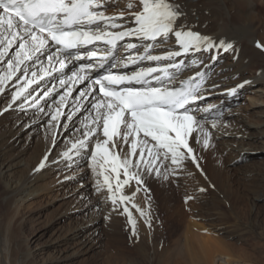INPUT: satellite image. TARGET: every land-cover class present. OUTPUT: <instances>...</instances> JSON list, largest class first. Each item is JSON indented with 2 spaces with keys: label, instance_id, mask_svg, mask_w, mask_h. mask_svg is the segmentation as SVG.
Wrapping results in <instances>:
<instances>
[{
  "label": "bare ground",
  "instance_id": "bare-ground-1",
  "mask_svg": "<svg viewBox=\"0 0 264 264\" xmlns=\"http://www.w3.org/2000/svg\"><path fill=\"white\" fill-rule=\"evenodd\" d=\"M173 2L180 3L185 13L177 21V27L185 24L191 30L210 37L216 43L224 40L233 45L228 51H220L215 60L202 51L193 54V60L198 61L199 66L186 69L184 75L195 73L205 65L214 66L213 72L207 73L205 95L231 90L236 87V84L248 80L254 79L264 83V54L255 47L256 42L264 44L262 36L264 35V20L261 21L260 18V10L264 9V0H173ZM113 3L116 6L107 9L109 15L118 13L121 8L125 7V0H113ZM139 9L138 3H134L132 11ZM259 24L262 25L259 26ZM145 43L140 45V52L143 51ZM169 46L174 47L173 40H170L169 45L158 46L151 54H162ZM14 50L15 48L10 50V56ZM121 52L125 53L123 47ZM133 53L135 54V51ZM41 59L44 64H47L44 56ZM152 62L142 61L131 65V70L145 68ZM28 63L31 69L33 62ZM35 70L40 75L39 66ZM210 70L211 67L208 72ZM68 75L54 72L51 76L54 79L53 82L42 80L31 86V89H35L33 95L37 93L43 95L45 87L50 89L55 86L56 91L45 101H41L45 113H40L38 109L27 106H25L26 111L20 110L18 105L21 101H17L9 110L3 111L11 102L15 88L8 87L5 92L0 93V228H4V231L0 229V241L3 243L5 239L14 237L18 241L16 248L21 254V259L17 258V254L16 261H13L10 254L8 257H3L1 252L0 262L4 264H9V262L14 264H72L71 257L77 252L87 253L102 237V230L99 228L103 222L102 217L91 214L85 220H76L71 225L68 223L65 230L57 233L50 245L45 247L46 244H43L41 239L49 228L55 227L52 225L57 221L53 223L52 221L56 214L46 219L44 224L42 222L40 224L37 213L25 210V207H28L25 205L26 201L49 187L54 177L64 171L61 169L65 165L72 164V161L62 159L60 156L66 147H70L67 142L71 139L64 137V131L74 125L75 138L78 135L76 129L79 128L82 134L81 121L91 109V104L86 101L81 111L77 112L71 120L66 118L67 114L74 110L76 97L79 96L80 91L87 87L86 81L74 85L64 110L65 117L61 118V126L56 129L57 135L53 142L52 133L48 129L50 115L46 113L54 100L64 93L67 85L61 88L59 80ZM14 82L15 80L10 84ZM253 114L255 118H258L259 114L263 115V119L251 121L249 117L252 115L244 114L240 118L233 119L234 122L229 125L234 129L227 126L228 118L218 117L216 127L227 126L229 129H225L226 133L220 134L217 131L212 133L211 128L205 126L211 133L210 147L207 150L203 149L201 144L196 143L195 134L190 140L191 146L199 153L198 155L206 158L204 168L211 176V181H217L218 185L215 186L219 187H217L219 194L213 193L212 199H205L207 195H205V190L199 191L197 195L189 192L191 191L189 186L192 185L194 189L195 184L199 183V187L202 184V179L197 175L195 167L188 165L189 161H186V164L189 170L193 171L192 174H188V169H183L177 170L176 175L170 174L167 180L163 177L157 179L155 176L151 178L145 176V184L149 189L147 196L141 191L136 194L134 202L145 209L148 215L141 217L129 204L136 222V235L134 236L132 226L128 224L127 215L121 214L123 207L117 211L114 217V231L111 236L109 235L111 239L109 245L112 247L113 254L111 252V259L107 258V264H264V207H259V202L264 201V165L243 174L247 175V179L251 178L254 181L248 186L247 197L244 196L245 193L242 194L238 190L239 188H233L234 185L231 187L232 184H230L234 182V180L230 182L232 179L230 166L251 158L248 154L240 153V148L252 144L250 140L252 135L264 136V124L262 127L258 126L259 128L255 126L264 123V107L256 109ZM229 130L231 133L228 132ZM227 133H229V138L225 137ZM97 138L102 139L103 137L101 135ZM97 138H93L92 144ZM260 142L264 145V137ZM62 147L65 149H61ZM222 154L229 155L223 157ZM45 155L48 157L45 166L36 171ZM228 159L231 160V164H227ZM135 187V183L132 182L131 186L124 189L125 194L130 195L135 191ZM202 188L209 189L206 184ZM85 193L78 194L77 203L82 208L88 209L93 207V204L96 205L97 201L86 197ZM188 196L192 199L186 201ZM195 196L197 197L194 200ZM228 198H231L230 204ZM221 202L228 204L226 210L219 205ZM99 203L101 200H98ZM149 203L150 209L148 208ZM190 217L205 220L207 228L204 224L199 226L194 223V220H189ZM146 220L150 221L151 226L145 222ZM214 222L218 223V227L213 225ZM48 224L49 227H46ZM125 227L128 228L130 237L128 238L132 240L131 246L127 244ZM210 228L216 231L215 235H211L209 230L207 232ZM48 238L51 239V237ZM58 242L64 245L63 248H57L56 243ZM238 243H242V246H238Z\"/></svg>",
  "mask_w": 264,
  "mask_h": 264
},
{
  "label": "snow or ice",
  "instance_id": "snow-or-ice-1",
  "mask_svg": "<svg viewBox=\"0 0 264 264\" xmlns=\"http://www.w3.org/2000/svg\"><path fill=\"white\" fill-rule=\"evenodd\" d=\"M134 3H138L139 11H132ZM115 6L113 0H0V93L8 87L15 88L3 111L21 101L20 110L26 111L27 106L45 113L41 101L56 91L55 86L43 95H33L35 89L31 86L54 72L63 74L69 65L81 62L71 75L59 80L61 88L67 87L46 113L50 115L48 129L55 142L56 129L65 117L64 108L73 86L87 81V87L76 97L74 110L66 117L71 120L84 102H89V114L81 121L83 132L76 129L78 135L67 142L70 147L60 156L74 164L77 158L87 156L88 166L96 177V192L107 190L106 199L112 211L123 207L121 214L127 215L135 236L136 222L129 204L141 217L148 215L134 202L141 191L147 196L145 176L167 180L170 174L183 170L186 161L203 174L200 156L190 140L195 134L197 144L205 150L210 147L211 133L205 123L207 114L213 113L216 106L201 107L199 102L206 98L205 82L211 66L205 65L181 79L186 69L199 66L198 61L184 58L212 48L228 51L233 45L224 40L216 43L185 24L177 27V21L185 13L182 5L173 0H125V7L118 13L107 14V9ZM133 40L147 42L142 52ZM170 40L174 41V47L169 46L159 55L151 54L158 46L169 45ZM121 46L127 55L121 54ZM256 46L264 48L259 42ZM44 55L47 64L41 59ZM142 61H154L156 65L131 73L111 70ZM28 62H33L31 69ZM37 66L40 75L35 70ZM97 69L101 71L92 75ZM237 88L227 94L234 95ZM216 124V120L211 121L213 128ZM101 135L102 139L97 138ZM93 138H97L94 144ZM47 159L45 155L36 171L45 166ZM132 182L135 191L125 194L124 189ZM189 199L192 197H186V201ZM108 219L110 216H105ZM145 222L151 226L150 221Z\"/></svg>",
  "mask_w": 264,
  "mask_h": 264
},
{
  "label": "rangeland",
  "instance_id": "rangeland-1",
  "mask_svg": "<svg viewBox=\"0 0 264 264\" xmlns=\"http://www.w3.org/2000/svg\"><path fill=\"white\" fill-rule=\"evenodd\" d=\"M260 15H261L260 16L261 21H263L264 20V9L262 11L260 10ZM260 25H262V24H259V26ZM262 36L264 37V35H262ZM260 39L262 40L263 38L261 37ZM121 54L123 55L124 53L121 52ZM225 59H223V60H225ZM213 68H214V66L212 65L211 70L208 72V74H211V72H213ZM64 73L68 74V72H64ZM248 82L249 83H241V84H243V87L238 88L234 95L218 96V94L210 93L209 95H211V96H209L207 99L200 102L199 105L201 107H205L206 105H208L209 102L211 103V101L215 102L212 105L218 104L219 110L216 112H219L220 115L219 116H215V115L211 116L210 113H209V115L207 114L208 122L205 123V126H208L211 128L210 131H212V133H215L217 131L218 133L222 134V133H226L225 129H227V130L229 128L234 129V127H229V125H231V122H234L233 119L240 118L244 114H246L247 116H248V114H251L253 117V119H251L252 117H249V119L251 121H254L255 119H263V115L259 114V117L255 118V115L253 113L256 111V109L264 107V83H262L261 81H255L254 79L248 80ZM47 89H48V87H45L44 91H47ZM58 93H59V91H58ZM58 93H56V94H58ZM220 98H223V99L220 100ZM225 98H227V99L223 102V100ZM215 110H217V107ZM218 117H220V118L222 117L223 119L228 118L227 126L229 128H227V126H225V125L222 126L221 128H218V127L213 128L211 126V121L217 120ZM263 124L264 123L258 124L255 126L262 127ZM74 127H75L74 125L69 126L64 131V137L70 138L73 141L75 139V134L73 135V131L75 130ZM69 132H71L72 134ZM228 132L231 133L230 130ZM229 133H227L225 135V137L229 138ZM68 135H71V136L68 137ZM263 137H264L263 135H258V136L252 135L250 137L252 144L247 145L246 147H244L242 149L240 148V150L238 148L240 153L248 154V155H250L251 158L247 161L242 160L244 162H237L236 165L230 166L231 169H229L230 174H231L230 177L232 178L230 180V182H232V180H234V182H235V183L234 182L230 183V184H232L231 187H233V185H234L233 188H237V189L239 188L238 190L242 194L245 193L244 196H246V193L248 192V186L250 184H253L254 181L251 178L247 179V177H246L247 175H243V174L246 171H250L256 167H261L264 165V162H263L264 161L263 160L264 159L263 158V156H264V145H263V143L260 142V140L262 141ZM61 149H65V148L62 147ZM197 154H199V153H197ZM88 155H90V153ZM222 155L224 157V155H226V154H222ZM228 155L229 154H227L226 157H228ZM201 158L202 157H200L199 162H200L201 169H203V174L194 165H192L190 161L188 163L189 166H191L193 168L195 167L197 175L199 176L200 179H202L201 180L202 181L201 187H199L200 186L199 183L194 185V189H193V186L191 185V186H189V189L191 190L189 192L195 193V195H197L196 193H199L202 186L204 184H206L209 187V189H205V195L207 194L205 199L210 200V199H212L213 193H215L217 195L219 194V190H218L219 187L217 186L218 187L217 188L215 186V185H218V184H216L217 181L215 182L212 179L214 181V183H213V181H211V179H210L211 176L206 173L207 169L204 168V166H206V165H204V164H206V162H204L206 160V158H204V157L202 159ZM230 159H228L229 161L227 164H231ZM217 163H218V165H220L218 161H217ZM185 164H186V162H185ZM184 169L189 170L187 164L185 165ZM61 171H63V172H60V175H57L56 177H54V180L50 183V185H48L49 187H46L44 189V191L42 190L40 193L36 194L35 196L31 197L30 200L25 202V205L28 206V207H25V210L26 211L29 210V211H31V213H35V214L37 213V218H39L40 224H42V223L44 224L46 219H48L51 215L56 214V216L53 218V221H52V223L55 221L58 222V223L56 222L52 225V226H55L54 227L55 229L53 227L49 228L47 230L46 234L41 239V242L43 244H46L45 247H48L50 245L51 240L54 239V237L57 235V233L61 232L62 230L63 231L65 230L68 223L71 225L74 222H76V220L77 221L85 220L91 214H94L97 216L99 215L98 217H100V218L102 217L101 219L103 220L101 226H99L100 230H102L101 239L99 240V242H97L94 245V247L90 251H87V253L77 252L76 255L71 257L70 262H72V264H107V258L111 259V257H112L111 252L113 254L112 247L109 245L110 240H111L109 238V235L111 236L112 231H114L113 230L114 224H115V222H114L115 218L114 217H115V215H117V211H119V209L122 208V206L118 207L117 211H112V205L110 202H107V199H106L107 198L106 196L108 195L107 190L106 189L102 190L100 193L96 192V187H95L96 177L94 176L93 172L91 171V169L88 166L87 156H84L82 159H80V158L76 159L75 164L70 163L68 165H65L63 167V169H61ZM189 171H190V173H189ZM189 171H188V174H192L191 172H193V171H191V170H189ZM188 177H189V175H188ZM243 177L244 178L246 177V178L244 179ZM55 178H56V180H55ZM122 178H123V176L121 175V179ZM214 178H215V176H214ZM203 182H204V184H203ZM240 185H241V187H240ZM80 193H83V194L85 193L86 197H88L90 199L91 198L95 199V201H97L96 205H94L93 204L94 202H93L92 203L93 207H89L88 209L82 208L77 203L78 202V194H80ZM88 193L90 194V196ZM247 196H248V194H247ZM86 197H85V199H88ZM196 197L197 196H195L194 200L196 199ZM97 199L101 200V203L98 204ZM230 199L231 198H228L229 204L231 202ZM199 202L200 201H198V203ZM204 202H207V201H204ZM219 205L220 206L222 205V207H223L222 209L226 210L228 204L226 202L225 203L221 202ZM259 207L260 208L264 207V201L259 202ZM244 208H246V207H244ZM122 212H123V210H122ZM226 213H228V212H226ZM105 216H110V219L105 220ZM123 216H125V214ZM189 220H191V221L194 220L195 221L194 223H197L199 226H201V225L203 226V224L205 226V220H203V219L190 217ZM217 220H219V219H217ZM230 221H232V219H230ZM49 224L46 227H49ZM217 224H218L217 222L213 223V225H215V227H218ZM205 227L207 228V226H205ZM41 228H42V226H41ZM105 228H107V230ZM0 229L2 231H4V228L1 227ZM208 230H209L211 235H213V234L215 235L216 231H213L214 229H211V228L207 229V232H208ZM125 232L127 235V238H126L127 244L128 245L130 244L129 246H131L132 240L129 239L130 237L128 236L129 232H128L127 227H125ZM48 237H51V239ZM17 242L18 241L14 237L12 239H5L3 241V243H1V241H0V254L2 252L3 257H8L10 254L13 261H16V255L18 254L17 258L21 259V257H20L21 254H19L18 249L16 248ZM56 244L58 245V247H57L58 249H61L64 246L60 242H58ZM238 246H242V243H238ZM107 248H109V249H107ZM101 261H103V262H101ZM163 263H164V261H163ZM0 264H4V263L0 262ZM9 264H14V263L9 262Z\"/></svg>",
  "mask_w": 264,
  "mask_h": 264
}]
</instances>
